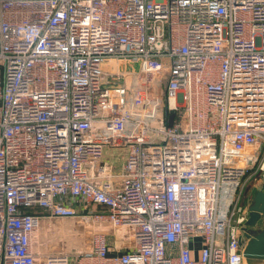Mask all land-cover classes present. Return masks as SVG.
<instances>
[{
	"label": "built area",
	"instance_id": "2783aa9c",
	"mask_svg": "<svg viewBox=\"0 0 264 264\" xmlns=\"http://www.w3.org/2000/svg\"><path fill=\"white\" fill-rule=\"evenodd\" d=\"M258 191L264 0H0V264H245Z\"/></svg>",
	"mask_w": 264,
	"mask_h": 264
},
{
	"label": "water",
	"instance_id": "95a60500",
	"mask_svg": "<svg viewBox=\"0 0 264 264\" xmlns=\"http://www.w3.org/2000/svg\"><path fill=\"white\" fill-rule=\"evenodd\" d=\"M173 115L169 117L171 124ZM264 216V191H258L251 205L248 224L254 225ZM245 264H264V228L253 237L244 250Z\"/></svg>",
	"mask_w": 264,
	"mask_h": 264
},
{
	"label": "rangeland",
	"instance_id": "374dc122",
	"mask_svg": "<svg viewBox=\"0 0 264 264\" xmlns=\"http://www.w3.org/2000/svg\"><path fill=\"white\" fill-rule=\"evenodd\" d=\"M119 149H116V153H118L119 151H118ZM108 155H111V153L110 152H108L107 153ZM115 155V159H119V155H120V153H118V154H114ZM117 161V160H116ZM117 166L119 165V163H118V161H117ZM264 228V219L263 220H261L260 221V223H259V225L256 227V232H260L262 229ZM236 262H237V264H242V262L244 263V260H242L241 258H237L236 259Z\"/></svg>",
	"mask_w": 264,
	"mask_h": 264
}]
</instances>
